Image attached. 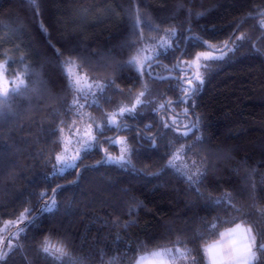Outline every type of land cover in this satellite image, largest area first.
Wrapping results in <instances>:
<instances>
[{
  "label": "trees",
  "instance_id": "obj_1",
  "mask_svg": "<svg viewBox=\"0 0 264 264\" xmlns=\"http://www.w3.org/2000/svg\"><path fill=\"white\" fill-rule=\"evenodd\" d=\"M0 88L3 264L264 244V0H0Z\"/></svg>",
  "mask_w": 264,
  "mask_h": 264
},
{
  "label": "snow or ice",
  "instance_id": "obj_2",
  "mask_svg": "<svg viewBox=\"0 0 264 264\" xmlns=\"http://www.w3.org/2000/svg\"><path fill=\"white\" fill-rule=\"evenodd\" d=\"M227 47V45H225ZM201 56H203L206 60H216V59H223L224 57H213L210 53H201ZM196 80L199 82V84L196 86L197 91L199 88V85L203 84V80L200 76L196 77ZM188 84L192 85L193 81L191 79L188 80ZM111 86V85H109ZM143 95V93H141ZM139 102V101H138ZM131 109H124L121 111V114L124 112H130ZM151 141V137L148 138ZM154 147V145H153ZM111 163H118L121 167L124 166V164L120 161H110ZM66 167L68 168H74L76 167L75 164H67ZM189 179L191 180L192 177L190 176ZM30 214V211L29 213ZM238 229H240V225H237L236 229H233L232 232H236ZM251 229L246 230L245 233H241L240 240L241 243L237 245L236 241L234 240L232 242V246H230L226 251L223 252L221 255V259L224 261V264H260L261 260H264V244L257 245V238L254 235H251ZM45 253L48 252V248L45 247L43 249ZM209 251L211 252V261L212 264H216L217 260V249L215 246H211L209 248ZM259 253V255H258ZM6 259L4 256H0V264H3V261Z\"/></svg>",
  "mask_w": 264,
  "mask_h": 264
},
{
  "label": "crops",
  "instance_id": "obj_3",
  "mask_svg": "<svg viewBox=\"0 0 264 264\" xmlns=\"http://www.w3.org/2000/svg\"><path fill=\"white\" fill-rule=\"evenodd\" d=\"M234 227L233 229H236ZM227 231L224 233L223 237L220 241L214 242L210 244L207 248V257H208V263L212 264L211 261V252L209 251V248L211 246H215L217 249V260L216 264H224V261L220 258L224 251H226L230 246H232V242L235 240L237 245L241 243L240 236L241 233L246 234V230H248L245 226L240 225V229H238L236 232H232V230ZM173 257H180L183 258L182 261L185 260V264H189V260L186 256V254L180 250L174 249H161L160 251L155 250L152 252H149L147 254H144L140 259L137 261L136 264H175L172 260Z\"/></svg>",
  "mask_w": 264,
  "mask_h": 264
},
{
  "label": "rangeland",
  "instance_id": "obj_4",
  "mask_svg": "<svg viewBox=\"0 0 264 264\" xmlns=\"http://www.w3.org/2000/svg\"><path fill=\"white\" fill-rule=\"evenodd\" d=\"M210 53L213 57H219L221 55V53ZM153 52L151 50H142L141 52H139L138 56H137V60L139 64H142V62L148 60V59H152L153 57ZM205 58L203 56L200 55V57L195 60L193 63H191L190 65L195 68V69H199L200 64H201V60H204ZM0 91H2V89L0 88ZM84 135V136H83ZM83 135H80L79 140H77L78 142H80L81 144L83 143H87L90 141L91 139V135L90 132L88 131V129L85 128V130H83ZM114 143L119 146L122 149V156L123 159L127 158V150H128V146H127V142L125 139L120 138L114 141ZM79 143H74V146H77ZM76 155L74 154L72 149H68L65 152L62 153L61 157H60V162L63 163V169H68V167H66L67 164H74L76 161ZM16 222H8L6 223L3 228L4 230L7 229L8 227H11L13 224H15ZM2 245V242L0 243V247ZM167 249H174V248H167ZM161 249H159L158 251H160ZM176 250L180 251L179 249L176 248ZM173 262L175 264H185L187 262L182 261L183 258L180 257H173L172 258Z\"/></svg>",
  "mask_w": 264,
  "mask_h": 264
},
{
  "label": "water",
  "instance_id": "obj_5",
  "mask_svg": "<svg viewBox=\"0 0 264 264\" xmlns=\"http://www.w3.org/2000/svg\"><path fill=\"white\" fill-rule=\"evenodd\" d=\"M229 45H230V42H228V44H227V47H225L223 50H225V49H227L228 47H229ZM151 67H152V65H150L149 67H148V71H150V69H151ZM193 71V76L195 75V71L194 70H192ZM183 81V80H182ZM187 87L188 88H190L191 89V93L190 94H193L194 92H195V90H196V88H195V86H193V85H189V84H187ZM160 125H161V122H160ZM121 128V127H120ZM104 159H106V155H104ZM82 170V169H81ZM81 170L78 172V174L81 172ZM58 188H56V190H57ZM5 245L3 246V248H2V250H1V252H0V256H3V253H4V250H5Z\"/></svg>",
  "mask_w": 264,
  "mask_h": 264
}]
</instances>
